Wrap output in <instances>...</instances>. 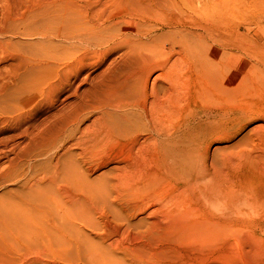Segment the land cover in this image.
<instances>
[{"label": "bare ground", "instance_id": "1", "mask_svg": "<svg viewBox=\"0 0 264 264\" xmlns=\"http://www.w3.org/2000/svg\"><path fill=\"white\" fill-rule=\"evenodd\" d=\"M129 2L113 14L87 0L37 1L7 34L0 28V51L29 38L25 46L14 43L9 74L0 71V264H96L107 257L103 245L89 250L82 238L101 222L120 223L124 234L157 225L146 215L151 205L182 213L173 209L177 194L146 193L153 183L198 194L222 218L229 196L240 192L214 168L205 144L249 115L246 74L258 67L264 73V53L212 26L196 33L183 8L191 0H158L172 10L161 23L158 12L148 16L133 7L139 1ZM21 22L30 31L19 33ZM165 28L174 31L157 33ZM204 39L208 48L200 50ZM234 49L253 62L234 66L241 61ZM200 74L207 78L198 77V88L193 76ZM210 101L218 112L197 109ZM112 164L103 172L109 178L97 175Z\"/></svg>", "mask_w": 264, "mask_h": 264}, {"label": "rangeland", "instance_id": "2", "mask_svg": "<svg viewBox=\"0 0 264 264\" xmlns=\"http://www.w3.org/2000/svg\"><path fill=\"white\" fill-rule=\"evenodd\" d=\"M29 1L30 0H0V28L3 32L7 34L10 28L12 30L13 22L24 18L26 16V14L24 15V13L27 12L26 10L29 9V7L39 4L42 0ZM87 1L97 4V7L103 12L113 14L122 13V10H124L128 4L129 7H131V2H129V0ZM127 1L128 4L126 6L125 2ZM137 1L140 2L139 5L135 6L133 4V7L136 10L142 11L143 9V14H147L148 16L154 15L158 12L160 14V18L158 19L160 23L172 13V10L164 8L161 4L158 6L156 4L158 0ZM191 2H193L191 5L183 8L186 11V25L189 27L193 24L196 33L202 34L204 32L203 25L212 26L213 28H218L221 31V34L227 33L225 36H229L233 33L229 37L232 39L235 37L239 40L237 42H242L246 45L256 44L258 53L260 55L264 53V0H191ZM141 4L144 5V7L138 8ZM214 7L218 8L214 9ZM20 24L21 25L18 26L19 33L20 31H30V27L25 24V22H21ZM149 24L150 27H153L156 23L149 22ZM171 30L173 29L165 28L164 30H159L157 33L169 34ZM227 31L230 32L229 35ZM205 35L206 33H204V36ZM8 39V37L5 38V42L8 41ZM28 39V37L20 36L12 40L11 46L5 44V49L7 48L6 50L4 49L5 52L4 50L0 51L2 52L0 53V71L3 75L7 76L9 74V66L13 62V58L17 55L14 54V43L17 45L21 42L22 46H25L24 42L29 41ZM205 41L207 40L204 39V41H197L203 46L199 48L200 50L208 48L204 43ZM225 48L229 51L228 47ZM234 50L236 52L232 51L235 52L237 56H241V61L238 60L234 62V60H232L234 66L237 67L238 64H240V66H247L246 63L253 62L251 56L247 54L244 55L243 52L238 49ZM220 55L221 54L218 53L215 59H220ZM223 56L225 58L224 61H226L227 57L225 53H223ZM206 64L208 63H205V65ZM208 65L211 66V64ZM208 70L209 69L205 72ZM223 73L226 74L225 69H223ZM246 75V89L245 93H243L242 102L243 104L249 103V107L243 106L250 112L247 113L249 115L242 117L241 120H235L230 125L231 128L234 125L235 129L228 130L229 128H226L227 132L224 134L215 133V136L205 144V146L209 144V157L213 160L212 164L214 165V168H223V176H225L226 179L230 178L229 180L235 184H233L234 187H240L239 194L234 196L230 195L228 198L229 201L226 203L227 206L225 204L223 205V207L225 206L223 209H225L224 216L226 218L224 216L222 218L223 214L220 216L219 214L216 215L211 211H207L208 208L203 205V201H200V198L198 197L199 195L194 192H189V194L187 192V195H185L186 192H177L176 189L173 188L175 186L169 188L165 186L162 187L163 185L157 187L156 183L150 184L146 190L147 194L153 192H160L161 195L168 194V192L169 194H177L178 197L176 198V201L173 202L175 203L173 204V209H178L182 213L178 212L177 214L176 212H172L173 210H171V206L168 207V204L164 207L159 204V206L148 205L150 209L146 212V215L151 220L158 218L157 225L149 227L146 224H143L140 227L141 229H134L135 231L130 230L132 232L128 231L124 234L119 232L120 223L118 225V223L113 220L101 222L97 230L91 231L89 237L82 238L84 241L83 244H89L88 247L84 244L87 248H97L101 251L102 246L100 248L99 245H103L104 249L102 251L105 252L104 254L107 253V257L101 255V257L97 259L98 264H108L111 261L123 264H264V73L262 72V68L258 67L251 70L250 74ZM198 77L199 79L205 80L207 78L204 74L193 76L195 80H197ZM196 84L199 88V80H197ZM197 87H195L196 90ZM214 94L218 93L215 92ZM194 96L195 99H199L197 95ZM182 105L185 106L186 103L184 102ZM200 108H211L213 112H218L220 106L217 107V104H213V102L210 101V103L205 106L199 105L197 107L198 110L204 111ZM198 142L199 141H196V145H198ZM240 152H243L244 154L237 155V153ZM114 166L115 164L110 165L107 167L108 169L105 168L97 172V175L108 174ZM103 172H105V174ZM105 176L107 178L110 177H108V175ZM107 178H105V180ZM237 180L239 183L236 182ZM261 183L263 185H261ZM1 194L2 192L0 191V196ZM245 202L252 204L247 206ZM234 207L237 208V210ZM159 210L162 211L160 212ZM228 210L230 211L228 212ZM231 212H233V215ZM173 213H176L177 215H174ZM146 215L144 216L145 218ZM179 216H181V218ZM141 217L143 218L142 215L138 218L142 219ZM175 218H178V220ZM206 221L209 222L207 223ZM201 222H203L202 226H199V224L201 225ZM203 224L209 226L205 227ZM193 227L194 229L196 227L197 230H194ZM156 228H158V230ZM148 230L150 232H148ZM127 234V239H129L126 241ZM95 241H97V243ZM131 241L133 243H131ZM115 244L117 245L115 246ZM123 245H127L129 248L125 246L123 247ZM123 248L125 250L126 248L128 249L125 252V250L123 251ZM85 252L86 251H84V253ZM82 256L89 257L87 253L84 255L83 252Z\"/></svg>", "mask_w": 264, "mask_h": 264}]
</instances>
